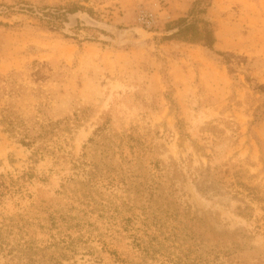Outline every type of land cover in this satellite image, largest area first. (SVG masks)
I'll use <instances>...</instances> for the list:
<instances>
[{"label":"rangeland","instance_id":"rangeland-1","mask_svg":"<svg viewBox=\"0 0 264 264\" xmlns=\"http://www.w3.org/2000/svg\"><path fill=\"white\" fill-rule=\"evenodd\" d=\"M194 1L0 0V264H264V0Z\"/></svg>","mask_w":264,"mask_h":264},{"label":"trees","instance_id":"trees-1","mask_svg":"<svg viewBox=\"0 0 264 264\" xmlns=\"http://www.w3.org/2000/svg\"><path fill=\"white\" fill-rule=\"evenodd\" d=\"M210 2V0H209ZM208 2V4H209ZM200 2L199 0H195L193 6L191 7L188 15L186 17H181L180 19L176 20V24L180 25V30L178 32H175L173 34L174 37L180 38L182 37L183 39H186L187 35H192L195 33L199 27L198 24H200L202 27L200 28L201 31L203 32V43L204 46L207 48H212L215 42V39L213 37V33L211 28L209 27V22L206 20H203L202 18H198L196 15L198 14H204L205 8H201L199 6ZM196 7L195 9H193ZM193 12V13H192ZM195 15V17H193ZM190 17V20L189 18ZM190 21V22H188Z\"/></svg>","mask_w":264,"mask_h":264},{"label":"built area","instance_id":"built-area-1","mask_svg":"<svg viewBox=\"0 0 264 264\" xmlns=\"http://www.w3.org/2000/svg\"><path fill=\"white\" fill-rule=\"evenodd\" d=\"M138 20L145 28H153L156 24V16L154 13L149 12L146 9H142L139 12Z\"/></svg>","mask_w":264,"mask_h":264},{"label":"crops","instance_id":"crops-1","mask_svg":"<svg viewBox=\"0 0 264 264\" xmlns=\"http://www.w3.org/2000/svg\"><path fill=\"white\" fill-rule=\"evenodd\" d=\"M153 1V0H152ZM154 11L158 13L159 16H163L165 13V9H163L161 7V5L156 1V4L154 5ZM216 48H219V41H218V37L216 38Z\"/></svg>","mask_w":264,"mask_h":264}]
</instances>
